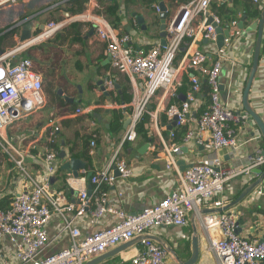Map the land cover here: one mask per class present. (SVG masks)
<instances>
[{
	"label": "crops",
	"instance_id": "crops-1",
	"mask_svg": "<svg viewBox=\"0 0 264 264\" xmlns=\"http://www.w3.org/2000/svg\"><path fill=\"white\" fill-rule=\"evenodd\" d=\"M161 2H165L170 19L179 13L181 5L185 3L179 0L175 2L155 0L153 4H148L146 0H85L83 5H80L74 0H22L16 5L0 7V52L2 53L21 45L23 26H14L20 19L26 20L24 24L33 21L40 26V30L51 21L65 22L64 28L52 38L29 45L20 54V56H30L35 68L42 73L46 103L41 109L3 131L10 151L5 152L0 147V154H2L0 201L7 200L11 203L15 194L32 189V179L39 180L43 176L41 162L49 150L47 131L52 123L59 127L58 143L55 148L59 155L64 151L65 160L78 158L86 164V168L79 172V178H76L78 179L76 190L69 189L66 180L75 176L61 169L64 159L59 156L58 172L51 180L52 190L63 193V204L66 202L77 204L79 190L83 188L89 190L92 184L88 180V174L97 172L110 162L128 126L127 119L131 118L133 113V108L129 104L133 99L134 87L141 91L144 84L141 80L132 83L129 76L112 68L106 55V44L95 35L93 24L79 19V16L92 10L105 15L120 35L130 36L129 46L135 51L146 52L156 44L164 45L160 30L161 12H158L156 8ZM112 7H117L114 14L107 12ZM255 7H260L262 10L264 5L255 6L252 0H215L212 4L213 12L223 20L224 30L230 27L232 21H237L239 26L244 17L245 28L250 26L260 16L256 18L249 16L248 10L251 8L253 11ZM134 14L141 15L144 23L140 24ZM194 25L198 28V22ZM93 29L94 32H92ZM39 32H35L33 37ZM243 33L242 30L241 37L235 38L228 48L227 60L221 73L224 103L230 108L241 111L243 110L242 94L252 66L257 38V32H250L247 37L243 36ZM167 41H169L168 38ZM263 44L264 35L262 46ZM195 49L214 54L218 46L208 42L200 32L195 39L187 38L184 41L178 53L176 65H179ZM259 61L250 93V102L264 118V53L262 52ZM190 74V72L183 73L178 98L170 100L166 96L165 104L180 103L185 98L191 88ZM104 78L115 79L116 86H119L115 92L107 91L108 96L102 90ZM164 96V91H160L152 107L155 108ZM198 97L203 102L208 99L204 91L198 94ZM109 100L112 102L111 105ZM114 103L117 104L113 106ZM79 108H91L92 112L81 115L77 113ZM118 116L123 124L120 130H117L116 123ZM172 129V126L167 125L163 131L168 141L172 140L169 134ZM147 130V137L139 135L134 143L125 144L120 153V158L132 168L133 176L128 179L119 178L115 184L105 188L109 204L116 208H123L130 214H135L160 201L176 187L175 173L165 168V159L158 136ZM176 131L175 141L180 143L185 134V128ZM238 132L240 146L232 150L225 149L221 153L226 166L248 165L250 156L258 150H264V140L255 126L248 122L242 131ZM94 139L96 140L94 154H90L91 141ZM183 151L182 161L186 166L206 159L207 152L195 142L183 146ZM22 155L25 157L23 161ZM18 161H22L21 166L17 163ZM114 167L113 165L112 171L115 173ZM258 178L259 175L255 173L251 178L240 176L230 181L222 195L227 202L224 207L235 202ZM220 198L216 196L212 201L207 202L201 211L191 213L187 226L160 228L151 233L162 239L175 252L172 254L167 251L168 264H181L190 258L194 227L197 229L201 248L198 264H217L214 254L210 251L202 220L205 214L218 213L220 208H216L214 202ZM231 209L239 212L238 220L241 224L238 233L241 236L251 239L264 238V180ZM66 216L69 214L67 213ZM116 221L114 215L107 214L103 218H94L88 212L78 220L77 225L83 234H89L108 228ZM63 226V218L59 216H54L48 224L51 243L45 251L46 255L69 246L70 236L68 232L62 231ZM1 247L3 254L0 264L19 263L14 256L13 245L7 238L3 240ZM141 247L142 242L99 264H132L131 258Z\"/></svg>",
	"mask_w": 264,
	"mask_h": 264
},
{
	"label": "built area",
	"instance_id": "built-area-1",
	"mask_svg": "<svg viewBox=\"0 0 264 264\" xmlns=\"http://www.w3.org/2000/svg\"><path fill=\"white\" fill-rule=\"evenodd\" d=\"M20 1L0 0V7L16 5ZM214 1L190 0L181 5L179 13L167 22V44H156L146 52L135 51L129 46L130 36L120 35L105 15L92 10L79 16V19L93 24L95 35L106 44V55L112 68L129 76L132 83L143 81L144 86L141 91L134 87L133 99L129 104L133 108L130 123L108 165L88 179L93 186L91 195L85 188L79 190L77 204H63V193L52 190L51 180L59 168V153L52 145L58 143L59 127L51 124L47 131L49 150L41 162L43 176L39 180L32 179L31 190L15 194L8 209L0 207V258L3 254L2 242L7 238L13 245L18 264H85L136 237L151 235L156 229L187 226L189 215L201 211L216 196L221 198L214 202V206L223 208L227 203L222 198L227 184L240 176L254 177V170L263 168L262 150L250 156L248 165L238 167L226 166L221 154L225 149L240 146L238 131H242L249 122L246 112L230 108L222 96L221 73L227 60V50L233 40L242 35L238 22L230 23V35L225 38L223 48H218L216 53L195 49L176 65L178 53L187 38L195 39L202 32L208 42L217 45L216 25L223 28V20L212 10ZM252 2L258 6L264 5V0ZM156 8L161 12L159 4ZM25 22V19H20L14 26H21ZM195 22H198V28ZM64 26V21L48 22L31 40L22 42L11 51L0 53V147L5 152L10 150L3 131L46 103L42 73L35 68L30 56L20 54L29 45L52 38ZM184 72L191 73L189 93L180 103L165 104L166 96L170 100L178 98ZM203 81L210 89L206 102L198 97L203 89ZM103 85L109 93L116 91V80L113 78H104ZM162 90L165 96L153 108L152 103ZM91 112V108L77 110L81 115ZM146 115L149 116V131L160 140L165 168L175 173L176 187L160 201L130 214L123 208L109 204L105 188L115 184L119 178L133 176L132 168L120 158V153L125 144L137 140L138 125ZM167 125L173 127L169 133L171 141L163 135ZM180 128H185V134L179 143L175 140L176 130ZM191 142L207 152L206 159L181 170L179 161L184 155L183 146ZM91 146L90 154H94L95 139L91 141ZM211 153L214 155L211 156ZM24 159L22 155L21 160ZM22 161L17 163L21 166ZM113 165L119 176L112 171ZM77 180L68 178V188L76 190ZM88 212L94 218L114 215L117 221L108 228L83 234L77 222ZM67 213L69 216H66ZM238 213L229 208L203 215L202 224L210 251L217 264H264V239L241 236L238 233ZM54 216L63 218L62 231L69 233L70 244L46 255L45 251L51 243L47 226ZM167 254L160 243L147 238L142 241L141 249L131 261L132 264H168Z\"/></svg>",
	"mask_w": 264,
	"mask_h": 264
},
{
	"label": "water",
	"instance_id": "water-1",
	"mask_svg": "<svg viewBox=\"0 0 264 264\" xmlns=\"http://www.w3.org/2000/svg\"><path fill=\"white\" fill-rule=\"evenodd\" d=\"M160 10H161V13H160V19H161L160 30L162 33L161 36L163 38L164 45H166L167 44V38H169V35L167 33V22L170 19V17H169L168 8H167L165 2H161ZM134 16H136V18L138 19L140 24L144 23V19L141 15L134 14ZM244 22H245V17L243 18V22L241 24H239V28L244 31L243 36L247 37L250 32H257V38L255 41L252 66H251V69L249 71V74H248V77H247V80H246V83L244 86L243 94H242V99H241L242 105H243L242 111H245L248 114L249 123L252 126H255L257 128L258 132L260 133L261 137L264 140V118L262 117V115L259 112H257L253 108V106L250 102V93H251V89H252L254 79L256 77V73L258 70L259 62H260L259 59H260V55L262 52L261 48H262L263 35H264V7L261 10V13H260V16L258 17V19L255 20L250 26L245 28ZM22 26H23L22 27L23 29H22L21 38H20L21 42L31 40L33 38L34 33L37 31L38 32L40 31V26L36 25L33 21L28 22L26 24H23ZM15 27H18V26H15ZM92 32H94V29ZM216 32L218 34L217 46L219 49H221L224 46L225 38H228L230 35L229 34V28H227V30H224L222 28V26L216 25ZM0 53H2V51ZM118 87L119 86H116V88H118ZM102 90L105 92L106 96L109 95V93L106 90V87L103 85V82H102ZM60 93H62V92H60ZM109 101H110L109 104L111 105L112 102H111V100H109ZM129 123H130V118L127 119V125ZM263 154H264V150H263ZM59 156H60V158L64 159L61 169L63 171L67 170L73 176H75V178H79V172L82 169L86 168V164L81 159H78V158H73L71 160H65L66 153L64 151H62ZM179 164L181 166V170H184L186 167H188L184 164L183 161H179ZM114 168H115V174L117 176H119L120 174H119L118 170L116 169V167H114ZM254 173L259 175L258 180L253 182L251 185H249L242 192V194L239 196V198L235 202H233L232 204H230L224 208H220V210H218V212H221V211H224V210H227L229 208L236 206L244 198H246V196L252 190H254L257 186H259L263 182V180H264V169L256 168L254 170ZM92 175H93V172H90L88 174V178H90ZM88 193L91 195L92 186H89ZM239 223L241 224V221H239ZM147 238H150L154 241H157L168 252L175 254V252L162 239H160L154 235H148V236L136 237V238L132 239L131 241L124 243V244L116 247L115 249H112V250L94 258L91 261L86 262L85 264H99L101 262H104L107 259L114 257V256L120 254L121 252L126 251L127 249L131 248L132 246H135L136 244L141 243L144 239H147ZM191 248H192V253H191L190 258L185 262H181V264H198V262L200 261L201 248H200V242H199V235H198L197 229L195 227H194V235H193V239H192V247Z\"/></svg>",
	"mask_w": 264,
	"mask_h": 264
},
{
	"label": "trees",
	"instance_id": "trees-1",
	"mask_svg": "<svg viewBox=\"0 0 264 264\" xmlns=\"http://www.w3.org/2000/svg\"><path fill=\"white\" fill-rule=\"evenodd\" d=\"M146 1L148 2V4H153L155 2V0H146ZM172 1L175 2V0H172ZM179 1H182V2L186 3V2H188L190 0H179ZM74 2H76L77 4L83 5L85 0H74ZM255 6H257V5H255ZM116 10H117V7H112V8H109L107 10V12H109L110 14H114ZM248 11H249L248 14H249L250 17L256 18V17H258L260 15L261 9H260V7H255V8H253V11H252L251 8ZM262 53H264V44L262 46ZM202 91H204V93L208 96V99H209V91H210V89H209V87L207 85V82H205V81H203V89H202ZM120 119L121 118L119 116L116 118V123L118 124L117 130H120V128H122V126H123V124L120 122ZM148 123H149V116L146 115L143 118V120L138 125V134L139 135L142 134L144 137H147V135H148L147 134L148 133V130H147L148 129L147 128L148 127ZM52 148L55 149L56 145H52ZM0 207L3 208V209H8L10 207V201H7V200L0 201Z\"/></svg>",
	"mask_w": 264,
	"mask_h": 264
},
{
	"label": "rangeland",
	"instance_id": "rangeland-1",
	"mask_svg": "<svg viewBox=\"0 0 264 264\" xmlns=\"http://www.w3.org/2000/svg\"><path fill=\"white\" fill-rule=\"evenodd\" d=\"M2 173V154H0V174Z\"/></svg>",
	"mask_w": 264,
	"mask_h": 264
}]
</instances>
